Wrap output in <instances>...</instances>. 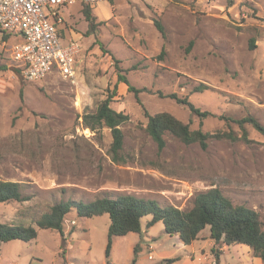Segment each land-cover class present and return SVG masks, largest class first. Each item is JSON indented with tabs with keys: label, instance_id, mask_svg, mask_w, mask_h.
Listing matches in <instances>:
<instances>
[{
	"label": "rangeland",
	"instance_id": "obj_1",
	"mask_svg": "<svg viewBox=\"0 0 264 264\" xmlns=\"http://www.w3.org/2000/svg\"><path fill=\"white\" fill-rule=\"evenodd\" d=\"M110 3L113 12L106 19L92 9L101 23L96 33L85 31L77 40L82 54L74 79L56 69L42 79H25L11 56L14 40L0 32V67H6L0 68V180L23 183L30 196L0 202V221L35 226L61 200L119 193L188 209L198 192L211 187L264 220L260 131L247 124L250 142L212 138L206 148L167 133L166 146L159 149L144 114V108L151 114L167 111L205 132L241 134L239 125L225 117L251 115L264 125V0ZM79 7L72 8L76 15ZM155 19L164 24L166 37ZM68 23L77 31L86 29L81 20ZM119 72L139 91H129ZM202 85L206 88L197 91ZM114 89L112 107L129 115L121 125L124 145L118 158L110 151V128L90 129L87 136L83 125V114L95 111ZM171 93L214 115L194 114L166 96ZM150 218L144 216L142 226ZM109 225L106 213L81 217L73 208L65 239L54 229L38 228L35 240L0 242V256L11 264H112L106 256ZM156 225L164 229L162 222ZM125 248L119 246L117 255L123 264H133Z\"/></svg>",
	"mask_w": 264,
	"mask_h": 264
},
{
	"label": "trees",
	"instance_id": "obj_2",
	"mask_svg": "<svg viewBox=\"0 0 264 264\" xmlns=\"http://www.w3.org/2000/svg\"><path fill=\"white\" fill-rule=\"evenodd\" d=\"M233 2V0H229ZM84 16L88 22V33H96L101 24L97 21V16L93 13L92 7L88 4L84 6ZM154 24L161 34L166 37L164 24L155 19ZM4 38L9 37L4 33ZM193 41L189 46L193 45ZM252 47L255 45L252 43ZM6 68V67H0ZM118 80L128 85L129 91H139L129 82L126 75L119 72ZM197 87V91H202L206 87ZM116 90L112 91L97 106L95 111L83 114V125L91 130H98L108 127L111 130L113 141L111 144V154L118 158L124 145V132L121 125L129 119V115L117 111L111 105L112 98ZM175 99L178 103L186 105L194 114L201 117L213 116L208 110H201L195 106L187 97L181 98L176 93L166 95ZM147 118L146 130L157 143L159 149L166 146L165 135L167 133L179 138L186 144L198 142L203 148L208 146V141L212 138L244 140L250 142L247 124L264 135V125L254 116H245L239 119L225 117L226 120L234 121L239 125L242 132L236 133L233 130L209 132L202 129H192L190 124L178 119L167 111L151 114L144 108ZM30 196L23 191V183L12 180H0V202H23L29 200ZM76 209L81 217H92L108 214L110 225L108 230V240L106 245V256L109 257L113 245L114 237L125 236L131 232H142V218L151 215L147 225L152 226L157 222H162L166 233L177 235L185 244H191L200 239L202 232L209 228L210 238L217 245L247 244L254 255L260 256L264 261V220L255 209L246 204H234L219 187H211L198 192L188 209H181L173 204L161 205L156 199L145 198L133 193H119L116 196H103L91 201L69 199L61 200L53 204L50 211L41 215L34 225L16 224L13 222L0 221V242L11 240L32 241L38 238V228H51L60 233L65 239V220L67 214ZM139 251L135 247L133 264L136 262V255ZM221 251L215 250L216 263L218 264ZM175 259H165L163 262H171Z\"/></svg>",
	"mask_w": 264,
	"mask_h": 264
},
{
	"label": "built area",
	"instance_id": "obj_3",
	"mask_svg": "<svg viewBox=\"0 0 264 264\" xmlns=\"http://www.w3.org/2000/svg\"><path fill=\"white\" fill-rule=\"evenodd\" d=\"M79 1L95 7L106 0H0V32L21 37L12 54L25 79H42L55 69L63 78H75L81 48L77 41L63 44L57 25L64 21L62 7ZM84 131L91 134L89 128Z\"/></svg>",
	"mask_w": 264,
	"mask_h": 264
},
{
	"label": "crops",
	"instance_id": "obj_4",
	"mask_svg": "<svg viewBox=\"0 0 264 264\" xmlns=\"http://www.w3.org/2000/svg\"><path fill=\"white\" fill-rule=\"evenodd\" d=\"M75 5L80 6V13L77 15L72 9ZM84 6L85 4L79 1L76 4L62 7L61 13L64 21L57 26L60 37L65 39L63 44L79 40V37H82L84 32L88 31V22L85 19L83 11ZM92 9L101 20L110 17L113 12L110 0L103 1L97 6L92 7ZM95 10H99L100 12L97 14ZM77 20H81L80 25L84 24L86 26L84 31H82L83 28L81 27L77 31L68 23L76 22ZM9 36L10 40H14V42L21 38L19 35L9 34ZM81 51L76 56V64L79 59L78 57L82 54ZM11 56L13 59L12 53ZM71 223L73 224L74 220ZM156 224L152 226L146 224V226H143L141 233L131 232L125 236L114 237L110 253L112 264H123L116 251L122 244L126 247L127 255H132L133 258L135 256V247L138 246L139 251L136 255L135 264H213L216 260L215 250L221 251L218 264H264L263 259L260 256L254 255L252 248L247 244L217 245L210 238L209 228L202 232L200 239L191 244H185L179 236L166 233L165 227L162 229L161 227H156ZM150 255H152V258H150ZM165 259L175 260L163 262ZM0 264L11 263L4 261L0 256ZM68 264H73V262H69Z\"/></svg>",
	"mask_w": 264,
	"mask_h": 264
}]
</instances>
